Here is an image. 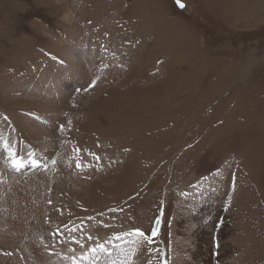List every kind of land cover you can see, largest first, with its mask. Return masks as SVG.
<instances>
[{
    "label": "rangeland",
    "instance_id": "1",
    "mask_svg": "<svg viewBox=\"0 0 264 264\" xmlns=\"http://www.w3.org/2000/svg\"><path fill=\"white\" fill-rule=\"evenodd\" d=\"M0 264H264V0H0Z\"/></svg>",
    "mask_w": 264,
    "mask_h": 264
},
{
    "label": "snow or ice",
    "instance_id": "2",
    "mask_svg": "<svg viewBox=\"0 0 264 264\" xmlns=\"http://www.w3.org/2000/svg\"><path fill=\"white\" fill-rule=\"evenodd\" d=\"M181 6H183V5H181ZM138 234H139L140 236H144V235H145V233L140 232V231H138ZM100 248H101V250H103V245H101ZM92 251L95 252L96 249H93Z\"/></svg>",
    "mask_w": 264,
    "mask_h": 264
},
{
    "label": "water",
    "instance_id": "3",
    "mask_svg": "<svg viewBox=\"0 0 264 264\" xmlns=\"http://www.w3.org/2000/svg\"><path fill=\"white\" fill-rule=\"evenodd\" d=\"M178 5H180V7H181V5H183L182 3H179Z\"/></svg>",
    "mask_w": 264,
    "mask_h": 264
}]
</instances>
